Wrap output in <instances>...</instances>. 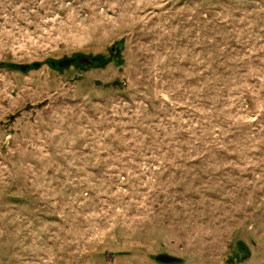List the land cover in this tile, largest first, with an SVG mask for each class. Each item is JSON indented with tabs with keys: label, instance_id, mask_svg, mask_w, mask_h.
Masks as SVG:
<instances>
[{
	"label": "rangeland",
	"instance_id": "obj_1",
	"mask_svg": "<svg viewBox=\"0 0 264 264\" xmlns=\"http://www.w3.org/2000/svg\"><path fill=\"white\" fill-rule=\"evenodd\" d=\"M161 255L264 264V0H0V264Z\"/></svg>",
	"mask_w": 264,
	"mask_h": 264
},
{
	"label": "water",
	"instance_id": "obj_2",
	"mask_svg": "<svg viewBox=\"0 0 264 264\" xmlns=\"http://www.w3.org/2000/svg\"><path fill=\"white\" fill-rule=\"evenodd\" d=\"M81 63L84 65H91V62L88 59H81ZM158 263H163V264H175L176 262H178V260L175 258H170L168 256L165 255H161L160 257L157 258Z\"/></svg>",
	"mask_w": 264,
	"mask_h": 264
},
{
	"label": "trees",
	"instance_id": "obj_3",
	"mask_svg": "<svg viewBox=\"0 0 264 264\" xmlns=\"http://www.w3.org/2000/svg\"><path fill=\"white\" fill-rule=\"evenodd\" d=\"M69 62H70V61H63V62H60V63H58V67H63V68H64ZM53 65H54V66H53ZM52 67H53V68H56L57 66L53 63V64H52ZM12 68L15 69V70L20 69V71H23V70H22V67L13 66ZM23 72H24V71H23Z\"/></svg>",
	"mask_w": 264,
	"mask_h": 264
}]
</instances>
